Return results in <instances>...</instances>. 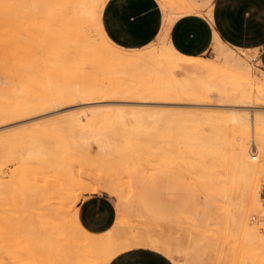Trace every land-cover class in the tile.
Instances as JSON below:
<instances>
[{"label":"bare ground","instance_id":"obj_1","mask_svg":"<svg viewBox=\"0 0 264 264\" xmlns=\"http://www.w3.org/2000/svg\"><path fill=\"white\" fill-rule=\"evenodd\" d=\"M103 1L0 0V122L60 109L6 141L27 165L48 166L56 159L53 163L65 162L67 169L65 150L75 155L90 151L92 142L97 146L81 164L84 172L88 166L90 181H75L72 171L51 163L59 174L65 172L64 179L53 176L49 184L41 178L36 189L33 183L30 209L39 217V231L27 232L8 219L0 227L1 240L37 264H107L136 245L158 248L175 264L209 259L264 264V70L259 59L215 35L214 58L176 52L167 42V29L182 13L205 5L194 0H161L166 23L159 38L138 50L121 49L102 33ZM74 103L84 105L63 111ZM144 163L173 166L193 179L207 196L188 207L198 214L197 222L183 216L158 220L140 209L136 181L144 176ZM98 190L117 199L115 224L102 234L85 230L76 213L82 194ZM215 236L218 246L211 240ZM16 259L0 255V264H18Z\"/></svg>","mask_w":264,"mask_h":264},{"label":"crops","instance_id":"obj_2","mask_svg":"<svg viewBox=\"0 0 264 264\" xmlns=\"http://www.w3.org/2000/svg\"><path fill=\"white\" fill-rule=\"evenodd\" d=\"M194 1L205 5L199 12L182 13L167 29V42L176 52L188 57H207L205 55L213 50L216 37L249 54L258 49L257 58L260 67L264 68V0ZM165 15V8L158 0H104L99 10V23L102 33L113 45L138 50L159 38L166 23ZM165 191L168 200H178L175 189ZM137 205L154 219L167 221L179 217L168 213V209L158 215L141 198H137ZM76 213L85 230L94 234L105 233L115 224L117 199L105 190L91 192L78 202ZM107 264L175 262L158 248L136 245L118 252Z\"/></svg>","mask_w":264,"mask_h":264},{"label":"rangeland","instance_id":"obj_3","mask_svg":"<svg viewBox=\"0 0 264 264\" xmlns=\"http://www.w3.org/2000/svg\"><path fill=\"white\" fill-rule=\"evenodd\" d=\"M158 1L160 4L162 3L161 0H158ZM162 5H163V3H162ZM252 52L255 54L256 57L258 56V49H256L255 51H252ZM214 55H215V53L211 49L210 51H208L206 53L205 56L210 57V58H214L215 57ZM262 69L264 70L263 67H262ZM81 104L82 103H80V104L78 103V105H77V103H74V104L68 105L67 107H65L63 109V111H65V110L72 111L73 108L78 110V108L80 109V108H82V105H84V104H82V105ZM134 104H139V103H134ZM144 104L147 105V103H144ZM149 105H161V103L160 104L159 103H157V104L156 103H149ZM171 106H173V105H170L169 108H172ZM182 108L184 109V107H182ZM186 109H184V110H186ZM58 110H60V109H58ZM58 110L57 109L56 110L54 109L52 111L49 110L47 113H46V111H43L45 113H42V114H39L38 112L34 113V114L31 113L30 115L21 116L20 118H17V119H11V120H6V122L5 121L0 122V142L2 145L0 148V155H1L0 156V174H1V176H0V180H1L0 181V227L3 225L4 221H7L8 219H16L17 223L20 222L19 224H21V226L23 228L26 227L27 232L29 230L32 232L33 228H34L33 230H35L36 232L39 231L38 230L39 229V227H38L39 222L38 221L35 222V220H38L39 217L36 215H35L36 218L33 217L34 212H33L32 208L30 209V206L33 204V203H31L32 199H34L33 198L34 196H32V195H34V193H36L34 191V188L36 189V185L38 182H40V183L42 182L43 179H41V178H44V179L47 178L46 181L51 180V178L53 176L55 178L57 176L56 180L58 178L64 179L65 176L62 174H64L65 172L63 173L62 171H67V172H69V174H71L70 172L72 171L73 172L72 176H73V178H75V181L79 177L83 178L85 181H90L89 180L90 177H88L89 175L87 174L88 178L85 176V172L87 173V171H88V168H87L88 166L85 167V172H84V168L82 170L81 164H82V166L84 165V158H85V161L89 160V158L91 157V154H95V152L97 150V146L94 145L95 143H93V142L91 143L92 145L91 144L89 145L90 151H86V152L84 151L82 153L80 151V152H78L79 154L74 155L73 152H75V151L73 149L69 148V149L65 150V152L62 155H65V156L67 154L69 155V152H70V156H66L67 158L65 156H63L64 157L63 158L61 155V157L64 160L68 159L67 164H69V161H70L69 167H71V168H69V169H67L68 165H63L65 162L63 163L61 159H60V162H62V164L61 163L55 164L53 162H55L56 159L54 160L53 157H51L52 159L49 157L51 161L54 160L53 162H51L52 164H54V165H60L61 164V165H63L64 168H65V166H67V168H65L66 170H64V168L60 165L59 166V167H61L60 170H62V168H63V170L61 171L62 174H59L60 170L56 171V169H53L54 166H50L51 163L49 161L48 162L50 164L47 163L48 166L45 164L46 162L44 163L47 166V168H45V165L43 166V164L41 163V165L45 169L44 168L42 169L41 168L42 166L40 164H39L40 167H38V165H36L35 161H33V162L32 161H28V162L26 161L27 163H30V164H28L29 165L28 166L25 162H23L24 160L21 159V152L15 151L17 148L12 150L13 146L10 145L9 141H6L10 135L13 137L17 133L16 131L18 129L21 130L20 129L21 127H24L25 129H27L28 126H30L32 123H33V125H31V126L34 127L35 125H37V122L39 125V124H41V121L43 123V122H45L44 120L47 121L49 119L54 118L53 116H56ZM19 130H18V133H20ZM13 131H14V133H13ZM21 131H23V128ZM9 132L10 133L12 132V133L10 134ZM6 133H9V134H6ZM8 143H9V145H8ZM66 151H69V152L67 153ZM75 153H77V152H75ZM73 156H74V158L75 157L76 158L74 159ZM71 159H74L76 161L71 160ZM82 160H83V162H82ZM24 163L26 165H24ZM150 165H151L150 163L149 164L144 163V166H143V172H144L143 175L144 176L139 178L136 181V194L135 195L137 196V198H141L148 205L150 210L156 212V214H158V215L164 214V211H166V209H168L167 212L170 214H174V215L181 216V217L183 216V218L187 217L188 219L185 220L186 222L191 221V220L192 221L195 220L197 222L198 214L196 212L190 213V211H187V210H188V207H191L192 205H194V206L200 205L204 201H206V199H207L206 194L203 193V191L199 188L198 185L196 186L195 182H193V179L190 178L189 176H187V174H185V172L183 170L177 169L173 166L166 167V166H163L161 164H152L153 166L152 165L150 166ZM49 166H50V168H48ZM59 167H58V169H59ZM66 174H68V173H66ZM58 175H62V178L58 177ZM54 177H53V179H54ZM80 180L81 179H78L77 182H80ZM33 183L35 184V187H34ZM44 183H46V182H44ZM49 184H50V182H49ZM45 185L46 184H44L43 187H45ZM47 185H48V183H47ZM32 187H34V188H32ZM31 188L33 189L34 192L32 191ZM168 188H171L172 190L175 189L177 191L178 200H175V201L171 200V199L168 200V195H167V192L165 191ZM199 189L201 191H199ZM31 191H32V194H31ZM87 194H89V193H83L82 195H87ZM31 196H32V199H31ZM28 201H30V202H28ZM114 201H115V199H114ZM167 207H170V208H167ZM25 211H27L28 214L29 213L30 214L27 215ZM31 212H32V216H31ZM189 213H190V215L192 214L190 216L192 219H190V220H189V218H190ZM24 214H25V216H24ZM184 215H186V216H184ZM194 215H197V216L194 217ZM29 217H31V221H30ZM33 218H34V220H33ZM193 218H195V219H193ZM24 224H25V226H24ZM211 240L217 246L221 243V241L216 236L211 238ZM19 250L20 251H18V250L15 251L14 248L10 249L9 247L5 246V244L3 243V241L0 238V255H7L9 258L10 257H16L17 258L16 260H18L17 261L18 264H35L36 263L35 262L36 260L33 257H30V256L27 257V256H23V255L21 256L20 254H21L22 250L21 249H19ZM181 256H180V258L184 259L183 256H185V254L182 253ZM241 260L237 261L236 263L237 264H249L248 261H245V260L241 261ZM205 262L206 263H203V264H219V263H216L214 259H209ZM225 262L226 263H224V264H227V263L231 264L230 261H225ZM236 263H232V264H236ZM221 264H223V263H221ZM250 264H261V262H259V260H255V261H252V263H250Z\"/></svg>","mask_w":264,"mask_h":264}]
</instances>
